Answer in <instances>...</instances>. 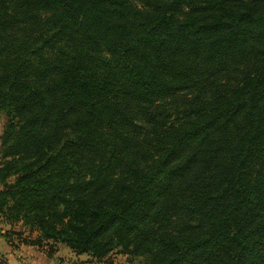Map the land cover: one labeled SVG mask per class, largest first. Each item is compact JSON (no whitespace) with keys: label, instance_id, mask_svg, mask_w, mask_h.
<instances>
[{"label":"trees","instance_id":"1","mask_svg":"<svg viewBox=\"0 0 264 264\" xmlns=\"http://www.w3.org/2000/svg\"><path fill=\"white\" fill-rule=\"evenodd\" d=\"M2 111L32 245L264 264V0H0Z\"/></svg>","mask_w":264,"mask_h":264},{"label":"crops","instance_id":"2","mask_svg":"<svg viewBox=\"0 0 264 264\" xmlns=\"http://www.w3.org/2000/svg\"><path fill=\"white\" fill-rule=\"evenodd\" d=\"M0 220L4 227L0 228V253L4 256L6 264H57L54 263L55 259L63 258L60 255L61 252L50 253L47 245L42 247L32 245L30 241L35 239L36 233L31 234L28 229L23 227L22 223H10L1 215ZM17 224L21 225L24 235H21V232L18 235V231L12 226ZM31 235L35 236L31 237Z\"/></svg>","mask_w":264,"mask_h":264},{"label":"rangeland","instance_id":"3","mask_svg":"<svg viewBox=\"0 0 264 264\" xmlns=\"http://www.w3.org/2000/svg\"><path fill=\"white\" fill-rule=\"evenodd\" d=\"M7 127V115L4 111L0 112V163L2 162V158H1V137L3 135V133L5 132V129ZM13 227H15L16 231H18V235H24L21 229V225L17 224L12 225ZM2 227V229L4 228L2 225V221L0 220V228ZM21 232V233H19ZM27 235V234H26ZM29 237V235H27ZM26 236V237H27ZM35 235H31V237H34ZM55 245V253L61 252V256H63V258H56L54 263L57 264H143L144 259H137V260H133L131 261V259L119 252H113L110 257L108 258V260L106 261H97L95 259H93L91 256L89 255H83V256H78L76 253H74L71 249H69L67 246L65 245ZM57 248V249H56Z\"/></svg>","mask_w":264,"mask_h":264},{"label":"built area","instance_id":"4","mask_svg":"<svg viewBox=\"0 0 264 264\" xmlns=\"http://www.w3.org/2000/svg\"><path fill=\"white\" fill-rule=\"evenodd\" d=\"M0 264H6L4 256L0 253Z\"/></svg>","mask_w":264,"mask_h":264}]
</instances>
